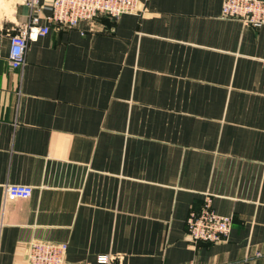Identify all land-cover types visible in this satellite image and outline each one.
Returning <instances> with one entry per match:
<instances>
[{"label": "crops", "instance_id": "1", "mask_svg": "<svg viewBox=\"0 0 264 264\" xmlns=\"http://www.w3.org/2000/svg\"><path fill=\"white\" fill-rule=\"evenodd\" d=\"M222 2L50 25L13 70L29 11L0 0V264H26L32 240L65 243L63 264H264V26ZM4 184L32 193L4 200ZM207 195L225 242L185 237Z\"/></svg>", "mask_w": 264, "mask_h": 264}, {"label": "built area", "instance_id": "2", "mask_svg": "<svg viewBox=\"0 0 264 264\" xmlns=\"http://www.w3.org/2000/svg\"><path fill=\"white\" fill-rule=\"evenodd\" d=\"M29 11L27 22L19 24L10 36L8 64L11 69H21L29 40L46 34L50 25L73 28L80 22H92L99 16L112 20L123 14L140 15L145 12L144 0H23ZM43 12L46 25L39 26ZM221 17L242 22L246 26H264V0H223ZM32 188L21 184H4L3 199H27ZM185 237L189 242H225L231 232L232 218L217 214L212 208L210 196H205L199 212H190L186 220ZM67 251L65 243L32 240L25 246L26 264H63ZM98 264H124L119 254L100 255Z\"/></svg>", "mask_w": 264, "mask_h": 264}]
</instances>
